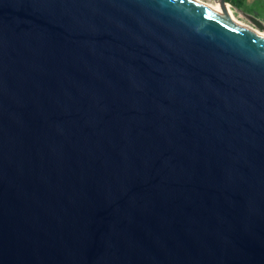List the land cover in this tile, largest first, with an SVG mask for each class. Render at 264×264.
Instances as JSON below:
<instances>
[{"label": "water", "instance_id": "1", "mask_svg": "<svg viewBox=\"0 0 264 264\" xmlns=\"http://www.w3.org/2000/svg\"><path fill=\"white\" fill-rule=\"evenodd\" d=\"M0 264H264V38L195 0H0Z\"/></svg>", "mask_w": 264, "mask_h": 264}, {"label": "rangeland", "instance_id": "2", "mask_svg": "<svg viewBox=\"0 0 264 264\" xmlns=\"http://www.w3.org/2000/svg\"><path fill=\"white\" fill-rule=\"evenodd\" d=\"M204 2L213 3L214 0H202ZM215 3V2H214ZM232 14L236 17L239 22L245 23L253 28L258 30H264L257 28L254 23L249 19L250 16L257 18L264 25V0H246L245 10L243 9H235L227 6ZM249 11V12H248Z\"/></svg>", "mask_w": 264, "mask_h": 264}, {"label": "bare ground", "instance_id": "3", "mask_svg": "<svg viewBox=\"0 0 264 264\" xmlns=\"http://www.w3.org/2000/svg\"><path fill=\"white\" fill-rule=\"evenodd\" d=\"M195 1L200 3V4H202V5H204V6H206V7H208V8L216 9L221 15L229 18L230 20L238 23L239 25H241V26L253 31L257 35H259V36L264 38V30H258V29L253 28V27H251V26H249V25H247L245 23L239 22V20L236 19V17L232 14L230 9L226 5L222 6V5L218 4V3L204 2L202 0H195Z\"/></svg>", "mask_w": 264, "mask_h": 264}, {"label": "trees", "instance_id": "4", "mask_svg": "<svg viewBox=\"0 0 264 264\" xmlns=\"http://www.w3.org/2000/svg\"><path fill=\"white\" fill-rule=\"evenodd\" d=\"M227 3H229L231 8H238L243 9L247 11L244 7L246 4V0H225ZM249 12V11H248Z\"/></svg>", "mask_w": 264, "mask_h": 264}]
</instances>
